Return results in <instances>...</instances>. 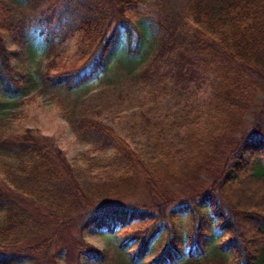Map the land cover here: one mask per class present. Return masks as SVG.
I'll return each instance as SVG.
<instances>
[{"label":"trees","instance_id":"1","mask_svg":"<svg viewBox=\"0 0 264 264\" xmlns=\"http://www.w3.org/2000/svg\"><path fill=\"white\" fill-rule=\"evenodd\" d=\"M167 1L0 0V82L9 96L26 91L31 77L13 68L10 57L18 56L5 50V40L13 39L23 57L30 53L31 35L41 36L47 46L44 89L68 92L106 75L109 53L122 45L129 59L148 58L138 80L151 87L171 80L174 66L197 65L202 76L217 74V99L231 134L223 136L229 153L222 166L210 159L206 168H193L179 195L171 191L180 184L178 176L161 178L147 170L124 137L89 113L78 124L122 166L102 186L82 187L45 136L31 130L0 136L1 159H14L2 161L7 170L0 177V264H43L39 256L59 242V231L73 218L81 235L93 229L110 238L102 250L84 239L77 242L78 264H142L156 250L147 264H264V0H192L191 15L179 22ZM69 24L94 50L72 65L61 53ZM186 48L192 52L187 58L181 56ZM4 108L0 99V116ZM129 169L144 172L143 179L163 191L149 189L154 199L147 202L126 199L119 190L141 184H125ZM245 183L261 185L262 208L247 210L239 203L232 190ZM188 216L192 226L184 235L177 223ZM163 235L165 242L156 247ZM62 251L69 253L67 247Z\"/></svg>","mask_w":264,"mask_h":264},{"label":"rangeland","instance_id":"2","mask_svg":"<svg viewBox=\"0 0 264 264\" xmlns=\"http://www.w3.org/2000/svg\"><path fill=\"white\" fill-rule=\"evenodd\" d=\"M167 4L176 22L191 15L189 9L192 0H168ZM188 19L191 22V18ZM72 28L73 25L69 24L67 31L70 33L61 52L67 65L84 62L94 53L90 43L82 39L80 32L71 31ZM183 33L180 31V34ZM30 38L31 50L25 57H21L20 49L13 39L5 40L4 43L7 52L18 56L10 57L13 68L21 67L27 78L31 77V81L25 86L26 91L16 96L5 93V83L0 82V99L5 103L0 119L6 123L0 126V136L25 130L45 136L57 152H61L71 169L70 175L84 188L107 184L111 182L110 176L122 170L116 158L113 160L112 151L86 136L78 124L84 113L113 127L124 137L129 147L141 155L147 170L161 178H165L168 173L178 176L180 184L171 190L176 195L188 187L186 177L189 178L193 168L198 165L206 168L203 163L210 159L218 167L225 162L229 153V140L223 136L225 133L231 134L228 133L229 119L217 99V74L206 72L202 76V68L197 65L188 64L185 69L178 70L174 66L172 81L164 79L157 83L158 88L151 87L138 80L148 58L137 56L129 59L122 45H119L109 53L106 61L109 70L99 80L73 92L44 89L41 74L46 68L47 46L38 34H32ZM182 53L181 56L186 58L192 55L187 48ZM246 116L247 119L249 115ZM2 161L9 164L14 159L11 156L4 160L0 157V177L5 176L4 171L7 170L2 166ZM5 167L8 168V165ZM129 171L124 179L125 184L129 185L133 180L141 184L138 189L124 186L125 189L119 190L120 193L117 191L126 199L147 202L154 199L149 189L163 191L161 186L143 179L144 172ZM122 173L125 175V172ZM252 186L255 189H251ZM257 186L261 185L245 183L232 190L238 192V201L244 209L256 206L262 208L259 205L261 199L257 197L262 193V188L257 190ZM74 219L69 220V226L60 227L59 242L54 240L47 254L39 256L40 263L78 264L77 253L73 252V248L76 249L75 245L81 239L101 250L109 248V236L93 229L81 235L80 226H74L77 223ZM191 226L189 216L177 223L184 235ZM165 239L166 235L161 236L155 246L163 245ZM226 240V237L217 239L212 247ZM63 247H67L69 253L62 251ZM58 253L59 258L56 260ZM157 253L158 250L142 264L150 262Z\"/></svg>","mask_w":264,"mask_h":264}]
</instances>
